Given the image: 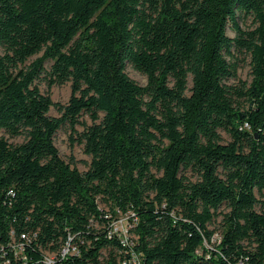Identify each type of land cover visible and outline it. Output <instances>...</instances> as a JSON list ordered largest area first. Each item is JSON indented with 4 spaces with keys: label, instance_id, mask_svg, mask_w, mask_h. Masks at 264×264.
Wrapping results in <instances>:
<instances>
[{
    "label": "trees",
    "instance_id": "16d2710c",
    "mask_svg": "<svg viewBox=\"0 0 264 264\" xmlns=\"http://www.w3.org/2000/svg\"><path fill=\"white\" fill-rule=\"evenodd\" d=\"M0 133L7 264H264V0H0Z\"/></svg>",
    "mask_w": 264,
    "mask_h": 264
},
{
    "label": "rangeland",
    "instance_id": "374dc122",
    "mask_svg": "<svg viewBox=\"0 0 264 264\" xmlns=\"http://www.w3.org/2000/svg\"><path fill=\"white\" fill-rule=\"evenodd\" d=\"M239 24L242 28H246V29L251 28L253 26V23L250 19L243 18V17L239 19ZM227 34L230 37L234 35L233 32L230 30V28H228ZM35 58L36 57H33L30 61H32ZM238 58L241 61H239L237 77L242 81L249 82L250 81V67L248 65V59H245L243 56H239V55H238ZM49 65L50 63H47L46 68H48ZM126 73L131 79L136 81L138 84L145 85L146 78L143 75L136 72L135 70H133L128 65L126 67ZM37 85L39 86V89L42 93H49L54 103L65 105L70 98V95H71L70 83H66L62 86H53L51 88H48L46 85V82L43 79H41L39 82H37ZM49 116L59 117L60 113L56 110L55 107H52L49 111ZM80 122L86 125H89L91 123L88 116L86 115H83L81 117ZM82 129H83L82 125H77L75 127L76 132H80L82 131ZM71 134L72 132L70 131V129L67 126H63L56 133L55 138H54V143H55L56 148L59 151L61 158H63L65 161H68L70 158H72L74 160L76 168L80 172H83L87 169V165L90 162V157L84 154L83 147L81 145H78L77 143H75V141H72L70 139ZM74 137L75 135H73V138ZM10 141L14 143H20L22 141V138L11 139ZM100 207L107 210L105 206L100 205ZM117 217L118 219L116 220L115 226L116 227L124 226L126 223L125 221L126 216L122 214H118ZM220 227L221 226L219 224V220L216 221V223H214L210 227L211 229L214 230L213 244H217L219 242L220 230H221Z\"/></svg>",
    "mask_w": 264,
    "mask_h": 264
},
{
    "label": "built area",
    "instance_id": "2783aa9c",
    "mask_svg": "<svg viewBox=\"0 0 264 264\" xmlns=\"http://www.w3.org/2000/svg\"><path fill=\"white\" fill-rule=\"evenodd\" d=\"M115 225V224H114ZM123 227V226H122ZM117 228H121V227H116L115 226V230L117 231ZM21 239H26V237H25V235L24 234H22L21 236ZM22 242H20L19 244H17V245H19V248H22ZM69 254V247H68V245L67 246H65V248H64V251L63 252H60V256H61V258H64L66 255H68ZM25 257L26 256H22L21 257V259L24 261L25 260ZM3 259H6V253H5V249H1V251H0V264H7V261H4ZM3 260V261H2ZM56 257L55 256H48V257H44L43 258V262L45 263V264H55L56 263Z\"/></svg>",
    "mask_w": 264,
    "mask_h": 264
},
{
    "label": "bare ground",
    "instance_id": "6f19581e",
    "mask_svg": "<svg viewBox=\"0 0 264 264\" xmlns=\"http://www.w3.org/2000/svg\"><path fill=\"white\" fill-rule=\"evenodd\" d=\"M65 248V247H64ZM64 248L61 250V252H63L64 251ZM25 260H26V257H25Z\"/></svg>",
    "mask_w": 264,
    "mask_h": 264
}]
</instances>
